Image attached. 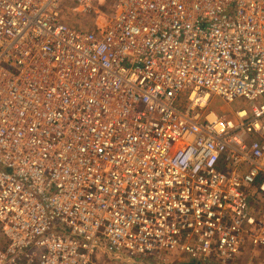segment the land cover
I'll return each instance as SVG.
<instances>
[{
	"label": "built area",
	"instance_id": "1",
	"mask_svg": "<svg viewBox=\"0 0 264 264\" xmlns=\"http://www.w3.org/2000/svg\"><path fill=\"white\" fill-rule=\"evenodd\" d=\"M263 209L264 0H0V264H235Z\"/></svg>",
	"mask_w": 264,
	"mask_h": 264
},
{
	"label": "rangeland",
	"instance_id": "2",
	"mask_svg": "<svg viewBox=\"0 0 264 264\" xmlns=\"http://www.w3.org/2000/svg\"><path fill=\"white\" fill-rule=\"evenodd\" d=\"M105 9L107 10V8ZM106 13L108 14V10ZM64 15L66 21L74 28L83 29V30L95 29V26L90 21V19L92 18L91 16H87L83 14L80 15L73 12L72 8H70V5L66 6V8L64 9ZM245 103L246 102L243 100H238L235 104H226L223 101L222 102L217 101L216 105L222 106L224 111L230 115L234 110L244 108ZM261 206L262 205H260V207ZM255 207L257 209L260 208L259 204H255ZM168 258L170 259L169 261H171L169 264H181L180 261L178 260V257L176 256L169 255ZM135 262H138L137 259L135 260ZM136 264H141V263L138 262ZM145 264H154V263L152 262V260H149V263L147 262ZM235 264H264V249H252V248L248 249L245 255Z\"/></svg>",
	"mask_w": 264,
	"mask_h": 264
}]
</instances>
